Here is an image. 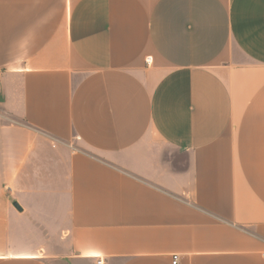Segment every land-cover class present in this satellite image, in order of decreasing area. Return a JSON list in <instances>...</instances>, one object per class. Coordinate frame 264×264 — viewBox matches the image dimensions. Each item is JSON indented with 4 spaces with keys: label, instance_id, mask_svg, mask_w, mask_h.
<instances>
[{
    "label": "crops",
    "instance_id": "obj_1",
    "mask_svg": "<svg viewBox=\"0 0 264 264\" xmlns=\"http://www.w3.org/2000/svg\"><path fill=\"white\" fill-rule=\"evenodd\" d=\"M0 109V264H264V0H0Z\"/></svg>",
    "mask_w": 264,
    "mask_h": 264
},
{
    "label": "built area",
    "instance_id": "obj_2",
    "mask_svg": "<svg viewBox=\"0 0 264 264\" xmlns=\"http://www.w3.org/2000/svg\"><path fill=\"white\" fill-rule=\"evenodd\" d=\"M177 259H178V256L177 255H174L173 256V262H174V264H177ZM96 264H106V263L104 262L103 259H101V260H97Z\"/></svg>",
    "mask_w": 264,
    "mask_h": 264
},
{
    "label": "rangeland",
    "instance_id": "obj_3",
    "mask_svg": "<svg viewBox=\"0 0 264 264\" xmlns=\"http://www.w3.org/2000/svg\"><path fill=\"white\" fill-rule=\"evenodd\" d=\"M1 110V109H0ZM1 112V111H0ZM7 121V119H5V118H0V121Z\"/></svg>",
    "mask_w": 264,
    "mask_h": 264
},
{
    "label": "water",
    "instance_id": "obj_4",
    "mask_svg": "<svg viewBox=\"0 0 264 264\" xmlns=\"http://www.w3.org/2000/svg\"><path fill=\"white\" fill-rule=\"evenodd\" d=\"M17 206V205H16Z\"/></svg>",
    "mask_w": 264,
    "mask_h": 264
}]
</instances>
